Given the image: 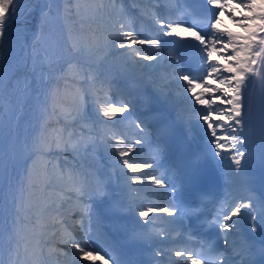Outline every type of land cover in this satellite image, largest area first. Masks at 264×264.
<instances>
[{
	"label": "snow or ice",
	"instance_id": "snow-or-ice-1",
	"mask_svg": "<svg viewBox=\"0 0 264 264\" xmlns=\"http://www.w3.org/2000/svg\"><path fill=\"white\" fill-rule=\"evenodd\" d=\"M210 10H215L213 15L204 16L197 19L199 13H185V19L170 21L163 17L156 19V14L152 13L151 17L159 26V31L165 37L175 34L179 37L182 33H186L188 38L195 42V47L201 53L199 59L202 62L199 65V70L203 75L193 74L189 71L185 74L179 70L178 66L174 69L175 75L172 81L166 77L157 79L151 73L141 74V86L144 88L146 98L150 101L151 97L147 96L150 90L152 95L162 98L165 103L174 105L177 101L173 98L172 84L176 88H183L184 93H176V97L180 102L186 105L184 111L179 115V119L185 125L191 126L193 122L203 121L206 125V131L210 132L211 140L209 141L214 157H220L221 163L226 155H230L231 161L235 168L233 172L239 174L243 171V163L246 159V150L241 149L247 143V137L243 136V130L247 126L245 117L251 118L252 103L251 97L248 94L250 86L259 83L262 92L261 109H260V126L264 133V0H239L234 3L233 0H204ZM135 6V5H134ZM82 6L79 0H66L64 12L73 16L80 17L82 20L85 17L82 12ZM238 10L239 15H236ZM88 11L92 13H100L108 11L109 18L113 20L111 31L103 37V42L96 37L95 32H92L87 41H83L74 35L71 30L68 31L65 46L67 47L70 57L81 54H94L95 52L103 51L105 58L112 56L120 61V67L128 69L129 67L139 66L141 69L151 66V62L157 60V56L151 53L142 54L141 47H153L157 51L161 49L162 41L159 36L155 38H142L137 30L133 27V22L127 18V10L124 8L121 0H108L107 4H97L95 7L88 6ZM20 0H0V49L3 48L6 40L10 36V28L12 22L19 16ZM53 7L51 3H46L40 8L39 31L37 33V42L43 34L44 27L47 25L49 17L52 16ZM59 11L57 16H59ZM227 15L234 25L242 29V32L234 33L231 30L218 27L222 16ZM198 25L204 26V31H198ZM91 31V30H90ZM51 47V46H50ZM173 59H175L173 57ZM67 65V68L61 67L58 74L53 75L55 65L60 63ZM31 78L25 77L23 86L21 80L16 76L14 71L8 69L4 62V56L0 53V97L5 93H9L8 104L11 107L4 108L0 105L5 114L9 111H15V99L23 97L26 102L28 98L35 93L37 104L35 111L39 113L40 124L38 130L31 138V143L19 144L18 137L13 135V130L10 123L5 124L0 121V225H8V218L5 216L7 200L3 197V184L8 180L10 165L14 163L16 155L19 153L23 156L27 166L25 174L20 181V188L12 197V217L10 224V239L16 241V255L19 256V248L21 245L24 252L29 257H36V249L40 247L41 240L36 232V225L39 223L37 217L36 223L31 222L28 213L36 207L32 200L33 189L38 185L44 184L47 181L46 172L42 173L38 178L36 169L43 167L47 169L52 165L51 161L44 163L38 161L37 157H45L51 151L71 152L73 156H83L94 144L93 137L81 131L75 132L71 123L77 121L81 117V111L85 104L91 99L93 105L96 106L98 115L106 118L102 123L112 121L118 114L128 113L131 117L133 112L132 103L129 100L122 99L119 104L116 102L104 99L98 102L96 97V80L95 76L90 75L91 64L84 66L79 63L74 64L71 58L64 59L59 51L55 52L53 59L50 49H45L43 55L40 52H35L32 57ZM140 61L148 62L140 64ZM48 72L45 73L44 69ZM74 71L76 75L83 76V84L88 87H81L75 91H69L67 84V73ZM64 81V87L61 88L60 82ZM184 82L182 85L179 82ZM103 84L110 82L104 81ZM9 90H12L9 92ZM190 94V95H189ZM65 98H67L65 100ZM219 103L222 105L220 111L214 109V105ZM68 105V106H66ZM199 105L206 108V112H201L195 107ZM22 110V106H21ZM215 112V115H214ZM160 115V114H158ZM18 119V117H16ZM64 120L63 127H51L52 122L56 123ZM131 126L137 130L135 138L126 139L133 146L130 147L125 140L118 141L123 145L117 149L119 159L117 164L122 162L123 168L127 172L132 173L128 177L130 184L127 185L129 192L139 191L132 189L131 185H143L147 182L149 185H156L167 191L172 189L173 193L178 191L176 183L167 182V174L157 176L155 169L161 164V157L166 149L160 143H156L152 151L150 159L137 157L133 159L129 154L136 156L144 151V146L147 143L149 148L153 147L152 141L148 138L152 133L148 131V126L143 120L136 122L130 119ZM228 124L231 128L230 133L218 135V129L224 131V125ZM116 152L113 153L115 158ZM199 166L198 159L193 161L187 171L175 170L172 174L173 180H176L178 175H187L190 178L195 175ZM55 168V165H52ZM123 168L121 172H123ZM145 170H152L147 172ZM140 175L137 176L136 174ZM80 191H83L81 186ZM98 196L104 195L103 192H97ZM244 198L232 199L226 198L220 203V208L215 217L208 223L218 228L221 231L226 245L234 246V241H230L233 232H236L240 221L245 216V210L254 209L255 204L251 202L249 197L248 203L243 202ZM227 204V207H225ZM111 211L115 214H126L133 217L130 222L128 231L129 239L136 241H148L154 235H158L154 228L151 227V217L158 214H167V216L175 218L180 209L176 206H147L143 207L137 203L135 198L131 196L124 197L116 201ZM251 219V229L257 231L264 229V205L258 216L252 212L247 213ZM88 223L82 224L81 227L85 231V242L81 243L76 240L64 241L69 244L73 250L72 255L79 256L81 261H89V264H96V260L90 258L98 256L103 264H119V261L109 255L107 259L99 255V251L88 246V241L100 239V234L93 227L95 220L93 210L87 209ZM141 221L143 223H141ZM3 228H0V233ZM233 250H235L233 248ZM216 251V249H213ZM155 256H160L157 251ZM176 257L184 256V252L177 250ZM191 264H201V260L192 258L189 253ZM3 264V261H0ZM19 264V262H18ZM35 264V260H33ZM205 264H217L215 260ZM221 264H232L231 259H224Z\"/></svg>",
	"mask_w": 264,
	"mask_h": 264
},
{
	"label": "rangeland",
	"instance_id": "rangeland-1",
	"mask_svg": "<svg viewBox=\"0 0 264 264\" xmlns=\"http://www.w3.org/2000/svg\"><path fill=\"white\" fill-rule=\"evenodd\" d=\"M233 2H235V0H233ZM46 3H51L53 10L56 9L57 12L59 11V13L62 15L64 14V7L66 4V0H41V7H43ZM40 7V8H41ZM40 8L36 11L35 8L32 5V2L30 0H26V1H21L20 0V13L19 16L15 19L14 22H12V26L10 28V36L9 38L6 40L4 46L2 49H0V53L3 54L4 56V62L7 64L8 69H10L11 71H14L16 73V76L18 78H20L21 80V86H23V80L25 77H29L31 78V68H32V57L33 55H35V52H40L41 55H43V52L45 50V48H41L40 46H36V44H33L32 41H29L30 37L33 35V33L36 32V35L39 31V21H40ZM108 13V11H107ZM53 16L49 17L48 23H47V33L51 32V33H55V36H59V38L64 39L65 36H67L66 31L64 29V23L63 21L54 14V12L52 13ZM230 19V18H229ZM98 23L97 20L91 21L89 23H87V25H90V27H88L89 29L92 30V26ZM98 26V25H97ZM233 27H236L233 24ZM27 29H29V31H27ZM60 29V33H56L58 30ZM242 30V29H241ZM93 31L96 32H100L99 28L97 27L96 29H94ZM105 31V30H104ZM106 35L109 33L107 30L105 32ZM44 39L45 41H47V37H46V32L44 33V35L40 36V40ZM48 39L50 40L48 42V44H52V40L53 37L51 35L48 36ZM66 40H61L58 41L56 43L57 47H52L50 49V53L53 56V59H55V52L59 51L64 59H67L64 56H69V54L67 53V47L65 46ZM54 45V44H52ZM65 54V55H64ZM145 54V53H142ZM70 57V56H69ZM111 57V58H110ZM78 58V57H77ZM83 58V57H82ZM87 61L88 60H92L95 59V62L99 61L101 62H105L104 65H108L109 69L106 71H101V72H97V71H92L90 70V75L95 76L97 79H103L105 77L109 78V71H114V67L117 66L119 69H121L124 72H133V71H140L143 73L144 69H141L139 66L136 67H129L128 69H123L122 67H120V61L112 58V56H107L105 58V56H95V58L93 57H86ZM63 61V60H61ZM61 64H59L58 68L60 66L63 65L62 62H60ZM148 62L145 61H140V64H147ZM152 65V64H151ZM3 65H0V67H2ZM152 67V66H151ZM55 70V69H54ZM45 73L48 72V69L45 68L44 69ZM55 72H57L55 70ZM55 73L53 72V75ZM144 75H147V73L145 72ZM98 84V83H96ZM100 85V84H99ZM88 87V85H87ZM12 90H9V92H11ZM102 91V90H100ZM176 93L175 90H173V98L174 99H178L176 97ZM96 97L98 96L97 92L95 93ZM101 97L102 99L105 98H109V96H105V95H101L98 96ZM20 98V105L18 106V112L15 115V117H13L14 122H12L11 128L13 130V135L18 137V141L19 144H24V143H31V138L32 136L35 134V132L38 130L39 128V124H40V117H39V113L37 111H35V105L37 104V100L35 98V93L33 94L32 97L28 98V100L25 102L23 97H19ZM8 99H9V93H5V95L3 97H0V105H3L4 108H6L7 104H8ZM100 100H98L99 102ZM182 103V102H181ZM21 106H22V110H21ZM94 107V109H93ZM84 111L86 112V114H89V112L94 113V115H98L97 111H96V106L93 105L92 101L89 100L85 106H84ZM82 109V110H83ZM10 112V111H9ZM5 114V112L0 109V121H3L5 124H8V114ZM99 117L103 118L102 115H98ZM16 117H18V119H16ZM116 118V121L114 124H111V127H108L105 130V134H97L94 131L92 132H88L85 131V125L83 123L87 122L89 120V116L80 119L77 122H81L80 124L77 125V132H81L84 131L85 133L90 134L93 139H94V144L93 146H91L88 150V152L86 154H84L81 157V161H88L90 162L92 165H94L95 162H98L99 157L101 156H106V157H110L113 158L115 161L119 159L118 157V152H116L115 158L113 157V153L118 149V148H122L123 145L119 144L118 141L120 140H126V137L128 135L133 134L134 131L132 130H128L126 131L125 129L131 127L130 124V119L128 116V113H122V114H118V117H114L113 119ZM112 119V120H113ZM106 118L103 120L105 121ZM132 120V119H131ZM64 123V120L61 119L59 121V124ZM76 122V121H75ZM108 122V121H107ZM55 123V121H54ZM72 124V123H71ZM125 143H128L127 141H125ZM55 156L57 157H62V158H66L69 159L70 155H67L68 153L65 152H54ZM130 156H132V154H129ZM19 156L16 155V159ZM133 158V156H132ZM15 159V160H16ZM134 159V158H133ZM38 161H43L44 163H47L48 160H46L44 157H39ZM52 162V161H51ZM14 164L15 161L12 165H10L9 168V175H12L14 172ZM122 165V162L120 163ZM52 165H57L54 164L52 162ZM52 165H49L47 167V169H44L43 167H38L36 169V171L38 172V177L42 174L46 172L47 175V181H53V180H61L63 182H67L69 183V181H71L68 177L64 176L63 174H60V170L62 169L61 166H57L56 168H53ZM63 170H65V168H63ZM79 175V177L81 179H83L85 182H88L89 179L86 178L84 175L85 174H77ZM137 176H139L140 174L137 173ZM72 185H75V188L71 189L72 192H70V194L73 195V197L78 196L77 195V188L78 185L75 183V180L71 182ZM46 185V183L41 184V188L43 186ZM51 186H54L53 184H51ZM39 185L36 187L38 188ZM56 188H59L57 186H54ZM37 191V190H36ZM67 191V190H66ZM33 194H36L33 190ZM3 197H6V193L3 192ZM33 197V196H32ZM53 201L58 200L56 197L52 198ZM10 205V206H9ZM6 207V212H5V216L7 218H10V216L13 215L12 213V204L8 203L5 205ZM11 212V215H7L8 212ZM36 211V208H34L32 210V212L34 213ZM30 217H32L33 219H36L37 221V217L39 218V223L41 217V214H34L31 215ZM35 224V222H34ZM37 225H36V232L38 234V238L41 240V245L42 246L45 242L44 240V235H42L43 233H41L40 231H37ZM57 244L63 245L61 246L59 249L54 248V250L52 249H40L37 248L36 252H37V256L36 257H29L27 256L25 258V264H33V260H35V264H62L56 256L55 253L60 254V253H64V254H69L71 253L70 251H67L64 249V246H67L68 244L64 243L63 240H57L56 241ZM68 247V246H67ZM69 249H71L69 247ZM72 250V249H71ZM66 252V253H65ZM50 256L53 257L54 260H50L48 258H50ZM96 263L98 264H103L102 261L99 260V258L96 257Z\"/></svg>",
	"mask_w": 264,
	"mask_h": 264
},
{
	"label": "bare ground",
	"instance_id": "bare-ground-1",
	"mask_svg": "<svg viewBox=\"0 0 264 264\" xmlns=\"http://www.w3.org/2000/svg\"><path fill=\"white\" fill-rule=\"evenodd\" d=\"M237 15H239L240 14V12L239 11H237V13H236ZM233 22L231 21V19H229V17H224L223 19H222V22L218 25V27H220V28H223V29H228V30H231L232 32H234V33H238V32H242V30L241 29H239V28H237V27H233ZM143 51H145L144 49H142ZM65 55V54H64ZM67 56V55H66ZM67 58V57H66ZM69 58V57H68ZM67 58V59H68ZM113 58V57H112ZM142 74V73H141ZM141 74L140 75H133V77L134 76H136V78L137 79H140V77H141ZM255 85V84H254ZM139 91H140V95L138 96V101L140 102V103H142L143 105H144V109H145V111L147 112V113H150V110H149V107L150 106H156L157 105V96H154V95H152V93H151V91L149 90L148 91V93H147V96H150L151 97V100L149 101L147 98H146V94H145V91H144V88L143 87H141L140 89H139ZM251 103H252V105H253V100L251 101ZM20 105V98L19 97H17L16 99H15V111L14 112H9V114H8V123H10V125H12V122H14L15 123V121H14V119H13V117H15V115L17 114V112H18V106ZM8 107H11L9 104H7V106H6V108H8ZM147 107H148V109H147ZM175 109H176V112L177 113H182L183 111H184V108H180L179 106H173ZM214 107V109H218L219 108V105H217V107L214 105L213 106ZM200 111L201 112H203V111H205V108H202L201 107V109H200ZM206 111H207V109H206ZM82 119V118H81ZM245 120L248 122L247 123V126L245 127V129H244V132H243V136L244 137H247V134H246V130H247V127L248 126H250V123H251V118H249V117H247V118H245ZM78 121V120H77ZM76 121V122H77ZM228 131H230L231 132V128L229 127L228 128ZM249 134V133H248ZM50 154H52V152L50 153ZM151 153L150 152H147V155L146 156H149V158H151ZM17 156H19L16 160H17V164L19 165V166H21L22 167V170L25 168V166L27 165L26 164V162H25V160H24V158H23V156L21 155V154H17ZM145 159V158H144ZM15 161V160H14ZM223 164L226 166V170H227V172H232L233 171V162L231 161V158H230V155H228V156H225V158L223 159ZM156 170V169H155ZM145 171H147V170H145ZM149 171H152V170H149ZM10 187H14L13 186V184H11L10 185ZM70 192V191H69ZM68 194H70V193H68ZM68 194H65L66 196H69ZM11 195H12V197L15 195V193H13L12 191H11ZM128 196V194L127 193H125L124 194V196H123V198L124 197H127ZM12 197H11V200H12ZM61 205H65V203L64 202H61ZM10 206V205H9ZM56 208H58V206H56ZM111 208L112 207H109V206H107V207H105V211H106V220H108L110 217H112V216H114V217H121V216H123V215H125V214H115V213H113L112 211H111ZM75 209V208H74ZM11 217L12 216H10V218H8V221H9V224L8 225H0V228H3V232L2 233H0V261H3V264H18V262H19V264H25L26 262H25V258L27 257V255L25 254V252H24V248H23V246L21 245V247L19 248V256H17L16 255V241L14 240V239H10V232H11V229H10V224H11ZM80 217V216H79ZM153 217V216H152ZM152 217H151V219H152ZM121 223H123L122 221H121ZM153 224V223H152ZM112 225V227L114 228V229H116V224L115 223H112L111 224ZM55 230H53L52 232H54ZM68 231H71V229H69L68 228ZM76 232V231H75ZM60 238V237H59ZM58 238V239H59ZM94 240H96V238H94ZM53 247H57L56 245L55 246H53ZM53 250H54V248H52ZM56 249H59V246L56 248ZM65 250H67V251H70L71 253H69V254H67L66 252V254H64V253H60V254H57V253H55V256L59 259V260H61L60 262L62 263V264H89V261H81L80 260V257L77 255V256H73L72 255V252H73V250H68L67 248H64ZM98 251H99V253H102V252H104V251H106V250H103V249H101V250H99L98 249ZM110 255V254H109ZM108 255V256H109ZM108 256H107V258H108ZM96 257L97 256H94V257H92V258H90V260H92V259H94V260H96ZM50 260H54L53 259V257L52 256H50V258H49ZM111 262V261H110ZM96 264H98V263H96ZM111 264V263H110Z\"/></svg>",
	"mask_w": 264,
	"mask_h": 264
},
{
	"label": "trees",
	"instance_id": "trees-1",
	"mask_svg": "<svg viewBox=\"0 0 264 264\" xmlns=\"http://www.w3.org/2000/svg\"><path fill=\"white\" fill-rule=\"evenodd\" d=\"M21 1H26V0H21ZM32 2V5L33 7L35 8V10L37 11L40 7H41V0H30ZM49 1V0H47ZM80 4L82 6H85L82 8V12H83V15L85 17H91V18H85V19H81L80 17H77V16H73V15H70L68 13H64V14H60L58 17L63 21L64 23V29L66 31V34L68 33L69 30H71L73 32L74 35L78 36L79 39L83 40V41H87L91 35L92 31L91 29H89L88 27H90V25H87V23L91 22V21H94V20H98V17L102 14H105L106 11H103V12H100V13H92L90 11H88V6L90 7H95L97 4H105L103 0H79ZM54 14L57 16V10L54 9L53 10ZM53 16V14H52ZM91 30V31H90ZM27 31H29V29H27ZM46 32V37H47V41H45L44 39L40 40L39 38V42H37V35L34 36V39H33V44H36V46H40L41 48H45V49H51L52 47H57L56 46V43L58 41H61V40H66V37L64 39H61L59 38V36H55V33H51V32H48L47 33V26L44 27V30H43V34ZM56 33H60V29L56 32ZM51 35L53 37V40L51 41L52 44H48V42L50 41L48 39V36ZM95 35L96 37L101 41V43L103 42V35L95 32ZM51 46V47H50ZM68 52V50H66ZM105 56L104 55V52L103 51H99V52H95L94 54H88V53H85V54H81V55H77L76 57L78 58H86V57H95V56ZM76 64V63H74ZM59 64H56L55 65V70L57 72H55L54 70V73L55 74H58L59 72V69L61 67L63 68H67V65L63 64L62 66H60L58 68ZM54 74V75H55ZM64 81H61L60 82V86L61 88L64 87ZM67 84L69 86V91H75L76 89H79L81 87H85L86 85L83 84V76L82 75H76L74 71H70L67 73ZM67 98H65L66 100ZM68 106V105H66ZM84 115V111H81V116ZM55 121V120H54ZM54 121L52 122L51 124V127H63L64 126V123L61 122V124L59 123H54ZM36 194H34L35 197H38L39 199H43L44 201H47V192H42V191H36L35 192Z\"/></svg>",
	"mask_w": 264,
	"mask_h": 264
},
{
	"label": "water",
	"instance_id": "water-1",
	"mask_svg": "<svg viewBox=\"0 0 264 264\" xmlns=\"http://www.w3.org/2000/svg\"><path fill=\"white\" fill-rule=\"evenodd\" d=\"M35 33H36V31H35ZM35 33L33 35H35ZM32 39H33V37L30 39V41H32Z\"/></svg>",
	"mask_w": 264,
	"mask_h": 264
}]
</instances>
